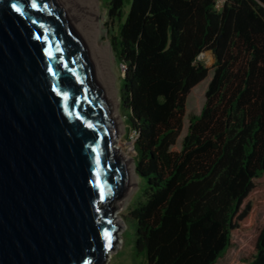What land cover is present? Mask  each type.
Masks as SVG:
<instances>
[{
	"label": "trees",
	"instance_id": "obj_1",
	"mask_svg": "<svg viewBox=\"0 0 264 264\" xmlns=\"http://www.w3.org/2000/svg\"><path fill=\"white\" fill-rule=\"evenodd\" d=\"M109 17L119 24L125 122L145 182L129 213L135 256L219 264L236 238L257 231L238 264H264V0L220 9L216 0H111ZM207 52L212 67L200 58ZM210 74L201 112L189 113Z\"/></svg>",
	"mask_w": 264,
	"mask_h": 264
},
{
	"label": "water",
	"instance_id": "obj_2",
	"mask_svg": "<svg viewBox=\"0 0 264 264\" xmlns=\"http://www.w3.org/2000/svg\"><path fill=\"white\" fill-rule=\"evenodd\" d=\"M118 137L69 1L0 0V264L107 262L131 195Z\"/></svg>",
	"mask_w": 264,
	"mask_h": 264
},
{
	"label": "rangeland",
	"instance_id": "obj_3",
	"mask_svg": "<svg viewBox=\"0 0 264 264\" xmlns=\"http://www.w3.org/2000/svg\"><path fill=\"white\" fill-rule=\"evenodd\" d=\"M97 1L99 4V9L101 14V25H102L100 41L104 43H110L114 50L113 53L115 60H114L113 69L117 76L116 86L118 89V94H119L118 96L120 99V113L122 114V118L124 121L123 123L125 126V131L120 132L119 137L122 139V143L124 144V146L129 150L131 148H134L136 134L133 130L128 128V125L125 122L127 118L126 108L123 107V103H122L123 77L125 76L126 68L120 62L119 48L115 43V38L117 39L119 37V24L118 22H112L111 18L109 17V8H110L111 0H97ZM200 58L208 67H212L215 62L214 56L209 52L204 53ZM211 77L212 74H210V76L204 82H202L198 87H196L192 91L187 102V109L189 113L199 114L201 112L202 107L205 103V92L207 90ZM188 122L189 119L188 117H186L183 133H185L187 129ZM133 151L135 157L136 151L135 149ZM144 190H145V182L143 179H140L139 177L138 185L135 187L132 194L128 198L127 205L123 206V208L117 212V214L124 221L125 229L122 232L119 247L113 251L112 255L108 258L105 264H146L145 261H142L139 257L135 256L134 240H135L136 226L133 220L129 217L130 211L135 209L138 206V204L144 200ZM263 220H264V212L261 213V222H263ZM256 236H257V231L253 232L250 235L240 236L236 238L235 240L236 247L228 256L222 259L219 262V264H238L242 258L248 255L251 247L255 242Z\"/></svg>",
	"mask_w": 264,
	"mask_h": 264
},
{
	"label": "bare ground",
	"instance_id": "obj_4",
	"mask_svg": "<svg viewBox=\"0 0 264 264\" xmlns=\"http://www.w3.org/2000/svg\"><path fill=\"white\" fill-rule=\"evenodd\" d=\"M73 9L75 10L79 21L85 31L94 58L96 60L98 69L100 71L105 89L107 91L115 123L120 132L125 131L124 121L120 113V99L117 89V76L113 69L114 65V51L110 43L100 41V34L102 31L101 14L97 0H68ZM119 150L127 157L129 167L131 170V194L135 187L138 185V173L135 164L134 148L127 149L122 143V139L118 137ZM126 144V143H125ZM129 145V143H128ZM128 147V146H127ZM130 148V147H129ZM128 200L125 205H127ZM124 205V206H125ZM117 221L124 223L122 218L117 214ZM113 251L110 252L109 257ZM108 257V258H109Z\"/></svg>",
	"mask_w": 264,
	"mask_h": 264
},
{
	"label": "built area",
	"instance_id": "obj_5",
	"mask_svg": "<svg viewBox=\"0 0 264 264\" xmlns=\"http://www.w3.org/2000/svg\"><path fill=\"white\" fill-rule=\"evenodd\" d=\"M226 0H216V7L218 9L222 8Z\"/></svg>",
	"mask_w": 264,
	"mask_h": 264
}]
</instances>
